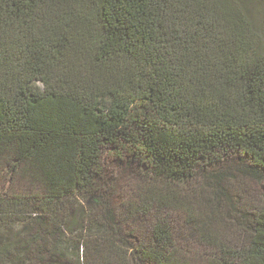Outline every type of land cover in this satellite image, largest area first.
I'll use <instances>...</instances> for the list:
<instances>
[{
    "label": "trees",
    "instance_id": "trees-1",
    "mask_svg": "<svg viewBox=\"0 0 264 264\" xmlns=\"http://www.w3.org/2000/svg\"><path fill=\"white\" fill-rule=\"evenodd\" d=\"M7 154L39 191L0 200V219L35 216L17 241L0 238V262L45 261L84 229L83 264H185L164 222L146 243L121 240L105 156L145 173L136 214L172 209L235 157L264 190V0H0V165ZM224 254L209 264H264V211L248 247Z\"/></svg>",
    "mask_w": 264,
    "mask_h": 264
},
{
    "label": "rangeland",
    "instance_id": "rangeland-1",
    "mask_svg": "<svg viewBox=\"0 0 264 264\" xmlns=\"http://www.w3.org/2000/svg\"><path fill=\"white\" fill-rule=\"evenodd\" d=\"M7 159H11L9 154L3 157L0 165V200L4 199L8 205L4 208H9L15 196L39 191L38 186L18 169L12 168L13 164ZM105 159L107 206L116 215V222L120 221L118 227L121 229L122 241L130 245L146 243L150 241L152 226L156 222H164L170 228L174 247L185 264H209L213 260L219 262L225 252L240 251L248 247L254 223L258 214L264 211V190L258 173L255 175L252 172L253 168L247 161L235 157L221 163L214 168L213 178L210 175L208 178L201 176L202 178L198 177L183 185L178 190L179 200L172 209L153 208L143 215L136 214L134 205L136 201L140 202L136 194L138 188L145 184L142 177L145 173L132 161L113 160L117 159L113 154L106 155ZM120 159L130 158L125 156ZM82 204L86 207L85 201L79 196L72 201V208L78 212V217H73V221L78 224L79 229L87 223ZM67 207L66 214L69 213ZM15 212L17 211L12 209L8 216L0 219L2 246L26 235L24 229L33 225L35 216L32 211L23 215L24 217ZM86 235L88 233L83 229L74 235L60 236L53 251L45 253L47 260H39L38 257L42 254L33 250L29 256V264H51L50 259L56 260L59 255H64L68 264H83L77 258H81V248L78 252L77 246L82 243L79 237ZM14 250L16 253V246ZM107 260L108 264H122L116 256H109ZM125 263L135 264L130 258ZM0 264L6 263L2 261Z\"/></svg>",
    "mask_w": 264,
    "mask_h": 264
}]
</instances>
